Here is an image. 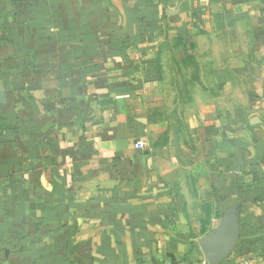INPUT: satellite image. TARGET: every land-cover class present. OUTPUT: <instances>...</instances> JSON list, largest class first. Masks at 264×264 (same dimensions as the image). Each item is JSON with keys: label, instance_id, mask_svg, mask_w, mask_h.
<instances>
[{"label": "crops", "instance_id": "crops-1", "mask_svg": "<svg viewBox=\"0 0 264 264\" xmlns=\"http://www.w3.org/2000/svg\"><path fill=\"white\" fill-rule=\"evenodd\" d=\"M0 92V264H264V0H0Z\"/></svg>", "mask_w": 264, "mask_h": 264}, {"label": "water", "instance_id": "water-1", "mask_svg": "<svg viewBox=\"0 0 264 264\" xmlns=\"http://www.w3.org/2000/svg\"><path fill=\"white\" fill-rule=\"evenodd\" d=\"M0 92V103H3ZM239 212L236 205L223 211L218 224L205 236L197 239L203 260L207 264H221L233 250L239 236Z\"/></svg>", "mask_w": 264, "mask_h": 264}, {"label": "rangeland", "instance_id": "rangeland-1", "mask_svg": "<svg viewBox=\"0 0 264 264\" xmlns=\"http://www.w3.org/2000/svg\"><path fill=\"white\" fill-rule=\"evenodd\" d=\"M187 204L190 206L187 220L189 222L188 228L194 235L201 238L203 232L209 230L211 220L215 219L219 212L213 211L210 201L205 199L191 198Z\"/></svg>", "mask_w": 264, "mask_h": 264}, {"label": "trees", "instance_id": "trees-1", "mask_svg": "<svg viewBox=\"0 0 264 264\" xmlns=\"http://www.w3.org/2000/svg\"><path fill=\"white\" fill-rule=\"evenodd\" d=\"M167 145H168V133L166 130L163 133H161L158 139L153 143L150 155L158 159L166 160L168 158ZM161 178L165 183L169 184L172 183L177 177L174 175L173 171H166L161 175ZM221 216H222V212L220 211L218 214H216L215 219L219 220ZM208 231L209 230L203 232L202 236L206 235Z\"/></svg>", "mask_w": 264, "mask_h": 264}, {"label": "built area", "instance_id": "built-area-1", "mask_svg": "<svg viewBox=\"0 0 264 264\" xmlns=\"http://www.w3.org/2000/svg\"><path fill=\"white\" fill-rule=\"evenodd\" d=\"M199 264H207V263L202 259Z\"/></svg>", "mask_w": 264, "mask_h": 264}]
</instances>
